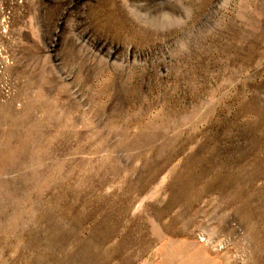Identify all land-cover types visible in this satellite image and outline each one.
<instances>
[{
  "label": "rangeland",
  "instance_id": "1",
  "mask_svg": "<svg viewBox=\"0 0 264 264\" xmlns=\"http://www.w3.org/2000/svg\"><path fill=\"white\" fill-rule=\"evenodd\" d=\"M0 264H264V0H0Z\"/></svg>",
  "mask_w": 264,
  "mask_h": 264
}]
</instances>
